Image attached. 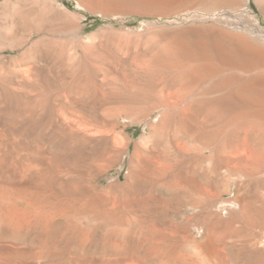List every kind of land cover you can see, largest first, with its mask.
<instances>
[{
    "label": "bare ground",
    "instance_id": "obj_1",
    "mask_svg": "<svg viewBox=\"0 0 264 264\" xmlns=\"http://www.w3.org/2000/svg\"><path fill=\"white\" fill-rule=\"evenodd\" d=\"M254 1L264 13V0ZM212 2L235 5V0ZM3 24L0 23V264H149L157 258L152 254L155 246L173 239L169 233L156 228L160 219L158 223L146 217L149 196L144 197L142 190L148 183L154 190L166 188L173 175L172 166L166 157L147 146L148 137L134 143L131 151L128 139L106 138L103 143L102 139L89 136V130L84 126L85 115H99L95 106L103 99L106 101L102 79H98L101 68L95 65L92 68L91 91L81 89L82 80L75 79L70 81L75 87L68 88L69 82L66 86L51 77L50 66L29 59L35 44L46 38L38 36L37 41L30 38L35 43H28L26 36L19 39L18 24L12 23L9 28ZM217 41L216 44L182 43L181 48L168 41L171 46L167 49L172 57L164 61V68L175 71L171 83L177 87L168 92L165 80L155 77L153 95H156V103L153 107L159 111V120L154 125L147 123L146 131L150 129L151 136L161 139L162 133L170 127L173 115H177L184 138L196 144L192 148L185 143L179 147L183 158L208 163L219 173L233 172L248 178L251 172L264 165V87H258L259 83L253 78L248 81L242 78V81L235 73L223 76L224 72L246 66V57L236 42L229 44L226 41L229 45H225L226 42ZM67 65L62 62L58 68H67ZM155 67L141 63L135 68L144 82ZM123 79L127 93L122 97L116 95L117 103L113 102L124 105L121 111L114 113L118 119L121 115L129 118L128 105L134 104L138 95L143 100L151 95L144 87L134 92L133 81L127 76ZM138 84L142 85L139 81ZM56 99L68 100L69 110L74 116L79 114L77 120L65 121L61 115L63 111L54 105L55 133L50 140L45 142L44 137L51 121L41 124L44 134L36 137L31 133L26 138L25 133L17 131L19 127L32 129L38 120L32 113L42 111L44 100ZM19 111L23 116L19 117ZM145 114L148 116L147 111ZM21 121L28 124L19 126ZM129 151L126 182L115 180L105 189H99V180L108 170L107 161ZM182 173L176 178L177 187H174L182 194L179 198L184 199L185 194H201L204 190L202 180L190 172ZM213 187L216 189V185ZM195 202L190 205L200 206L202 216L210 221L211 206ZM155 204L158 208L163 207L161 200ZM206 219L201 221V228L210 236L215 226L205 223ZM194 244L197 241L194 240ZM256 253L264 254L258 250ZM223 262L209 264L226 263ZM256 264H264V258Z\"/></svg>",
    "mask_w": 264,
    "mask_h": 264
},
{
    "label": "rangeland",
    "instance_id": "obj_2",
    "mask_svg": "<svg viewBox=\"0 0 264 264\" xmlns=\"http://www.w3.org/2000/svg\"><path fill=\"white\" fill-rule=\"evenodd\" d=\"M151 1L0 0V23H4L3 25L8 28L12 23L18 24L19 39L26 36L28 43H35L38 36L47 39L38 45L35 44L34 51L29 53V59L50 66L51 77L56 78L60 84L67 86L71 79L82 80L79 87L85 91L89 89L91 91L92 68L94 65L100 67L99 75H101L98 79H102L103 98L107 102L102 98L101 103L95 106L94 110L99 112V115L93 113L85 115L84 126L89 130L87 134L102 139L103 143L106 138L128 139L131 141V151L134 143L144 136L148 137L147 146L155 150L157 154L166 157L167 163L172 166L173 175L171 179L168 177L170 182L166 180L169 182L168 186L165 185L166 188L154 190L148 183L142 190L144 197L149 196L146 217L153 222L160 221L159 225L155 224L156 228L161 232L169 233L173 239V243L168 241L155 246L152 254L157 255V258L150 260L149 264H194L195 260H197L195 264H209L216 261L217 263L224 261L225 264H242L249 261L256 264L264 258V254L259 256L260 254L256 253L257 250L264 253V165L259 167L261 171L256 169L248 175V178L247 175L239 174L238 176L233 172L229 174L224 171L216 172L208 163L183 158L179 147L183 143L190 146L189 148L196 144L184 138L179 128L177 115H173L170 127L162 133V140L151 136L150 129L146 131V124L154 125L159 120V111L153 107L156 103V95H153L155 94V77L165 80L164 84L168 92H172L177 87L176 84H172L175 71L166 66V69L164 68V63L172 57L167 49L171 44L181 48L184 43L194 45L197 40L212 42V44H216L217 40L218 43L224 42L223 44L226 41L229 44L236 42L238 46H241L240 48H243L242 53L244 52L246 57L244 64L251 68L242 66L239 70L224 72L223 76L235 73L237 77L239 76L238 78L241 77L242 81L253 78L260 84L258 87L261 85L264 87V50H262L264 49V13L254 0H235V5L228 4L229 6L217 4V2L215 4L212 0H162V3H156L157 0H153L154 3ZM155 3L156 5L153 6ZM240 38H244L242 39L244 41L241 42ZM227 42L225 45H229ZM180 44L181 46H178ZM45 48L48 50L44 51ZM40 50L43 51L40 52ZM62 62L68 64L67 68H58ZM141 63L156 66V69H151L144 82L135 68ZM20 69L23 68L20 67ZM123 76L133 81L134 92L144 87L148 95H151L147 100L140 99L141 95H138L136 102L128 105L129 118L121 115L118 119L114 113H117V110L121 111L124 105L115 104L117 100L114 98L116 95L122 97L127 93L123 87ZM215 79L217 80V78L213 80ZM138 81L142 85L138 84ZM209 82H207L208 85L211 84ZM257 83L255 82V85ZM67 87L73 88L75 84L70 83ZM88 101L86 99V102ZM54 105L60 112L63 111L61 115L65 121L77 120L79 114L74 116V113L69 110L68 100H44L42 111L32 113L33 117L38 119L33 128L23 130L19 127L17 131L25 133L26 138L31 133L36 137L43 133L41 124L51 121L52 125L45 130L46 138L44 137L45 142L50 140L55 133L52 114ZM146 111L148 116L145 114ZM21 115L22 112L19 111V117ZM142 115L144 117H141ZM27 124V121H21L19 126ZM61 148L60 145L59 150ZM130 155L129 151L107 161L108 170L99 180V189H105L115 180L121 183L126 182ZM181 172L182 174L190 172V175L202 180L204 190L201 194H185L184 199L179 198L182 194L179 188L176 190L174 187H177L176 178L182 176ZM215 185L216 189L213 187ZM157 200L162 201L163 207L156 206ZM194 202L211 206L210 221L202 216L200 206L190 205ZM218 216L223 219L220 220L221 222ZM204 219H206L205 223L215 226L210 236H207L201 228V221ZM194 240L197 241L196 245Z\"/></svg>",
    "mask_w": 264,
    "mask_h": 264
}]
</instances>
